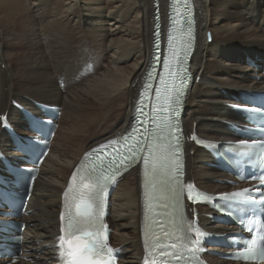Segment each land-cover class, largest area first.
<instances>
[{
	"label": "bare ground",
	"instance_id": "6f19581e",
	"mask_svg": "<svg viewBox=\"0 0 264 264\" xmlns=\"http://www.w3.org/2000/svg\"><path fill=\"white\" fill-rule=\"evenodd\" d=\"M194 2L198 38L184 130L219 143L244 140L228 127L243 123L230 106L241 105L234 99L237 92L264 89V68L246 63L247 57L264 59V0ZM168 4L169 0H0V117L22 131L27 125L13 103L34 110L38 101L62 109L24 220L19 264L53 260L62 195L72 170L85 153L129 130L149 68L154 11L159 8L166 15ZM206 34L211 35L209 41ZM11 148L9 135L0 132V149L21 157ZM186 158V181L207 192L227 191L226 182L232 178L211 165L210 154L188 142ZM142 200L136 169L118 185L108 220L121 264H140L143 255ZM199 211L206 226L210 221L203 214L212 212L203 207ZM216 228L224 227L211 229ZM4 262L8 260H0Z\"/></svg>",
	"mask_w": 264,
	"mask_h": 264
},
{
	"label": "snow or ice",
	"instance_id": "6c2138e0",
	"mask_svg": "<svg viewBox=\"0 0 264 264\" xmlns=\"http://www.w3.org/2000/svg\"><path fill=\"white\" fill-rule=\"evenodd\" d=\"M167 66H168L167 62H165V67H167ZM110 143L114 145L116 143V141H111ZM160 148L163 149L164 146L161 145ZM140 150H141L140 145L137 144L135 147L129 148L128 152H126L123 156L119 152H117V155L114 159L118 160L120 164H123L125 157H130L131 159H136V153ZM116 170L118 171V169H116ZM85 187L87 188L88 185H85ZM241 195H242V193H240V192H236V193L232 194L233 197H239ZM90 207H91L90 205H86L83 209H81L80 205H77L76 215L69 217L68 227L71 230V232L74 236V239L77 241H79L81 238L79 236L75 235V233L80 232L82 230L81 226L82 225L87 226L88 224L91 223V221L93 219V214L90 211ZM84 234L86 236H92L93 235V233H91V232H85ZM60 239L63 241L64 237L61 236ZM68 243L72 244L73 241L69 240ZM89 251H90V249L88 248L87 245H85L81 254L83 255L85 253H88ZM70 264H92V262L88 261L86 259H81V260L71 261Z\"/></svg>",
	"mask_w": 264,
	"mask_h": 264
},
{
	"label": "rangeland",
	"instance_id": "374dc122",
	"mask_svg": "<svg viewBox=\"0 0 264 264\" xmlns=\"http://www.w3.org/2000/svg\"><path fill=\"white\" fill-rule=\"evenodd\" d=\"M206 36L208 37V41H209L211 35H210V34H206ZM262 60H264V59H262ZM256 63H257L258 65H260V66H263V61L258 60ZM14 85H15V84H14ZM13 89H14V88H13Z\"/></svg>",
	"mask_w": 264,
	"mask_h": 264
}]
</instances>
